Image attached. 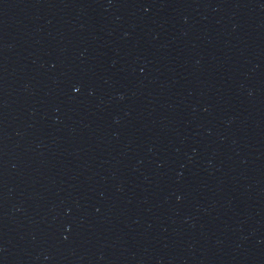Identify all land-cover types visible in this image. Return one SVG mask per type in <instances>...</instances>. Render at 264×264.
<instances>
[{"label":"water","instance_id":"obj_1","mask_svg":"<svg viewBox=\"0 0 264 264\" xmlns=\"http://www.w3.org/2000/svg\"><path fill=\"white\" fill-rule=\"evenodd\" d=\"M0 264H264V0H0Z\"/></svg>","mask_w":264,"mask_h":264}]
</instances>
